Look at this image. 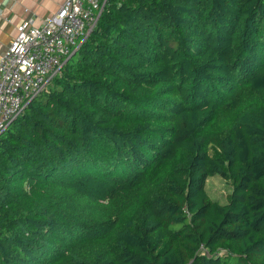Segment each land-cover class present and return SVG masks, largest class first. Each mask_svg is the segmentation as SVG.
Returning <instances> with one entry per match:
<instances>
[{"label":"trees","instance_id":"trees-1","mask_svg":"<svg viewBox=\"0 0 264 264\" xmlns=\"http://www.w3.org/2000/svg\"><path fill=\"white\" fill-rule=\"evenodd\" d=\"M76 51L0 136V264H264V0H110Z\"/></svg>","mask_w":264,"mask_h":264},{"label":"built area","instance_id":"built-area-1","mask_svg":"<svg viewBox=\"0 0 264 264\" xmlns=\"http://www.w3.org/2000/svg\"><path fill=\"white\" fill-rule=\"evenodd\" d=\"M110 0H65L41 25L21 22L0 56V136L61 71Z\"/></svg>","mask_w":264,"mask_h":264},{"label":"crops","instance_id":"crops-1","mask_svg":"<svg viewBox=\"0 0 264 264\" xmlns=\"http://www.w3.org/2000/svg\"><path fill=\"white\" fill-rule=\"evenodd\" d=\"M65 0H0V56L9 47L16 34V27L32 20L43 24L56 16Z\"/></svg>","mask_w":264,"mask_h":264},{"label":"rangeland","instance_id":"rangeland-1","mask_svg":"<svg viewBox=\"0 0 264 264\" xmlns=\"http://www.w3.org/2000/svg\"><path fill=\"white\" fill-rule=\"evenodd\" d=\"M207 188L212 197L224 201L227 193L231 190V183L220 177H210L207 182Z\"/></svg>","mask_w":264,"mask_h":264},{"label":"water","instance_id":"water-1","mask_svg":"<svg viewBox=\"0 0 264 264\" xmlns=\"http://www.w3.org/2000/svg\"><path fill=\"white\" fill-rule=\"evenodd\" d=\"M77 51L74 52V54L76 53Z\"/></svg>","mask_w":264,"mask_h":264}]
</instances>
